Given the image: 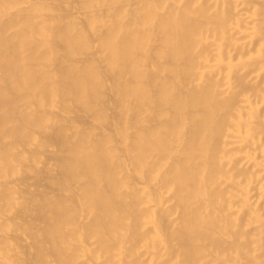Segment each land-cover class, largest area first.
<instances>
[{
    "label": "bare ground",
    "instance_id": "1",
    "mask_svg": "<svg viewBox=\"0 0 264 264\" xmlns=\"http://www.w3.org/2000/svg\"><path fill=\"white\" fill-rule=\"evenodd\" d=\"M263 180L264 0H0V264H264Z\"/></svg>",
    "mask_w": 264,
    "mask_h": 264
},
{
    "label": "rangeland",
    "instance_id": "2",
    "mask_svg": "<svg viewBox=\"0 0 264 264\" xmlns=\"http://www.w3.org/2000/svg\"><path fill=\"white\" fill-rule=\"evenodd\" d=\"M255 37H256V36H255ZM255 37H254V38H255ZM255 73H256V71L254 72V74H255ZM263 183H264V180H263ZM263 187H264V184H263ZM253 191L256 192L255 190H253ZM253 191H252V192H253ZM261 199L264 200V197L261 198Z\"/></svg>",
    "mask_w": 264,
    "mask_h": 264
}]
</instances>
